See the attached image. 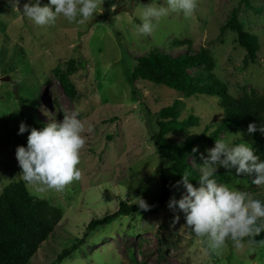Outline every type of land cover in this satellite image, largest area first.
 Instances as JSON below:
<instances>
[{"label":"rangeland","instance_id":"374dc122","mask_svg":"<svg viewBox=\"0 0 264 264\" xmlns=\"http://www.w3.org/2000/svg\"><path fill=\"white\" fill-rule=\"evenodd\" d=\"M246 1L197 0L192 15L170 12L154 21L155 30L145 36L137 35L133 28L141 23L142 6L152 2L166 7L165 0H103L102 11L98 10L93 20L77 24L60 16L54 25L47 26L35 25L22 15L27 0H20V13L9 0H0V193L5 186L22 181L15 159L16 148L24 146L29 134L18 135L22 122L29 129H36L39 121L52 122L50 108L55 103L64 115L78 111L85 128L91 124L94 129L84 133L86 144L78 165L80 180L62 191L42 193L26 185L30 195L62 211L54 235L30 264H264V244H245L237 250L228 241L221 250L205 254L201 240L185 227L183 214H174L167 204L148 216L119 214L112 223L92 231L68 258L57 262L64 249L83 239L92 219L119 213V201L131 204L136 203L132 199L140 197L148 205L158 195L159 163L146 126L144 105L156 112L180 101V119L190 114L198 118L188 133L206 127L212 131L220 120L215 97L184 98L163 86L141 81L135 83L138 93L132 95L124 75L132 65L131 58L143 55L154 44L175 57L186 53L187 48L164 45L174 39L188 40L195 52L201 47L208 50L215 65L213 74L233 97L244 90L264 92V0ZM47 4L48 0H41V6ZM232 11L244 30L258 40L256 64L243 67L244 49L235 43V35L223 28ZM70 60L86 63L84 69L78 68L70 76L77 93L74 101L67 98L53 75L57 67L65 71ZM196 72L189 70L192 76ZM31 85L39 90L31 91ZM63 119L60 116L55 122ZM238 132L244 134L243 142L254 144L245 128ZM171 138L181 140L185 136ZM220 138L229 137L222 134ZM206 150L199 156L200 163ZM188 162L199 171L201 164L195 158H188ZM239 180L229 186L243 188L245 181ZM256 196H264V191ZM174 215H180L178 222L174 223Z\"/></svg>","mask_w":264,"mask_h":264},{"label":"trees","instance_id":"16d2710c","mask_svg":"<svg viewBox=\"0 0 264 264\" xmlns=\"http://www.w3.org/2000/svg\"><path fill=\"white\" fill-rule=\"evenodd\" d=\"M243 1L247 3L246 0ZM223 28L231 31L235 35V43L244 49L243 67L256 64L257 53L260 50L258 40L255 35L244 30L235 11L230 13ZM165 46L169 48L186 47L188 51L173 57L154 44L149 46L143 55L131 58V67L124 71L131 94L136 95L138 93L135 83L141 81L163 86L180 93L184 98L197 95L215 97L218 98L221 110L220 120L215 124L212 131H209L210 127H206L201 132L188 133L189 127L197 125L198 118L190 114L185 119H180L181 108L179 106L182 104L180 101H174L156 112H151L144 105L147 114L146 126L150 130L154 155L159 163L158 195L152 197L147 211L138 208L136 203L127 204L119 201V213L112 217L92 219L84 230L83 239L80 241L78 239L77 243L70 249H64L58 255L57 262L68 258L81 246L84 239L92 231L99 226L112 223L119 214L128 216L132 213H140L142 216H148L162 209L168 204L170 197L175 196L176 198L184 190L180 186L177 191L174 185L181 180V175L185 170L191 172L190 183L193 186H199L198 179L201 173L190 166L188 158L193 157L200 163L199 156L206 150V147L212 148L215 140L221 139L220 135L235 134L241 128L247 130L250 123H256L259 128L261 122H264V92L258 93L254 89L248 92L244 90L238 97H233L227 91V86L213 74L215 65L206 48L201 47L195 52L191 48L190 41L178 39H174ZM85 65V62L70 60L65 71L59 67L53 71V75L63 92L71 101L76 99L77 93L70 76L78 68L84 69ZM189 70H196L197 72L192 76ZM26 86L28 89V85ZM33 90L37 92L39 89H34L31 85V91ZM30 96L34 100L36 99L33 95ZM51 105L50 118H53L54 121H57L60 116L64 118V114L58 109L57 104ZM113 120L116 121L117 119ZM46 124L48 123L37 122L36 130H40ZM177 134H183L185 138L181 140L171 138V135ZM251 136L254 141L252 145L255 149L254 155L264 161V135L257 131ZM26 146L27 138L24 140V147ZM194 148L198 149L195 153H193ZM200 164L202 167L203 163ZM19 171L22 172L20 168ZM216 175L219 183L227 185L232 182L237 184L236 182H241L239 179H243L245 181L244 187L240 186L236 189L245 191L249 196L264 201V196H256L264 191V185L251 184L250 181L253 177L243 173L237 176L235 169L230 170V172L218 170ZM26 185L23 180L13 182L5 186L0 193V264H30L33 256L54 235L55 229L62 219V211L59 208L51 205L47 200L30 195ZM255 241H264V232L256 236ZM257 244L259 243L254 245Z\"/></svg>","mask_w":264,"mask_h":264},{"label":"clouds","instance_id":"9594fccd","mask_svg":"<svg viewBox=\"0 0 264 264\" xmlns=\"http://www.w3.org/2000/svg\"><path fill=\"white\" fill-rule=\"evenodd\" d=\"M166 7L152 2L142 6L141 23L134 24L137 35H150L155 30L154 21L166 17L170 12H181L185 16L193 14L197 0H165ZM12 8L20 13V0H9ZM103 0H48L41 6V0H27L23 4L22 15L35 25H54L62 16L69 23L83 24L93 20L94 14L101 12ZM85 131H94L91 124L79 118V112L64 115L61 122L54 120L40 130L29 129L25 123L19 125L18 135L28 132L27 146H18L15 159L22 170L20 178L38 192L62 191L73 181L81 178V150L86 144ZM259 131L264 135V122L257 126L250 123L247 134ZM244 134H227L228 139H216L214 146L202 156L203 166L199 168L198 187L190 183L191 172L185 170L181 180L174 187H183L180 198L170 197L167 207L174 214L181 213L185 227L204 245L205 254L217 252L228 241L241 250L245 242L249 247L264 244L255 237L264 232V201L252 198L245 191L236 190L216 179L218 168L235 169L236 175L246 174L251 184L264 185V161L254 155L255 149L242 141ZM239 141V142H237ZM198 149L194 148L193 153ZM138 208L145 211L149 206L140 197L132 199ZM180 215H174V223Z\"/></svg>","mask_w":264,"mask_h":264}]
</instances>
